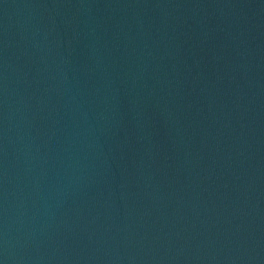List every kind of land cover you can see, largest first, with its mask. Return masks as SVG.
Instances as JSON below:
<instances>
[{
  "label": "water",
  "instance_id": "95a60500",
  "mask_svg": "<svg viewBox=\"0 0 264 264\" xmlns=\"http://www.w3.org/2000/svg\"><path fill=\"white\" fill-rule=\"evenodd\" d=\"M0 264H264V215L78 0H0Z\"/></svg>",
  "mask_w": 264,
  "mask_h": 264
}]
</instances>
